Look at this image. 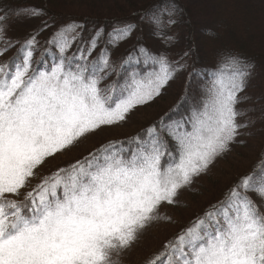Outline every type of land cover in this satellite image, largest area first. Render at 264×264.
Returning <instances> with one entry per match:
<instances>
[{"label":"snow or ice","instance_id":"snow-or-ice-1","mask_svg":"<svg viewBox=\"0 0 264 264\" xmlns=\"http://www.w3.org/2000/svg\"><path fill=\"white\" fill-rule=\"evenodd\" d=\"M174 11L166 19L153 13L149 20L162 30L175 23ZM23 13L41 14L38 9ZM7 20L0 16V34L6 33ZM134 27H115L109 42L128 38ZM82 28L72 22L52 33L48 43L60 57L48 69L32 66L35 36L21 45V62L0 65V264H121L146 228L170 219L161 216V207L174 205L179 192L227 153L247 127L238 121L241 113L235 106L252 66L228 56L212 74L203 106L162 128L174 142L171 149L153 125L146 139H128L131 149L110 140L41 174L50 159L106 126L125 122L135 108L159 97L184 67L141 47L145 63L157 70L145 75L131 71L122 85L101 87L108 75L101 73L110 65L107 50L96 60L88 56L103 29L86 49L77 50L80 63L73 65L76 54L65 56ZM157 35L172 39L162 31ZM11 46L8 42L0 55ZM138 59L128 56L121 70L127 72L125 65ZM250 191L264 201V178L239 177L221 200L145 264H264V208Z\"/></svg>","mask_w":264,"mask_h":264},{"label":"trees","instance_id":"trees-1","mask_svg":"<svg viewBox=\"0 0 264 264\" xmlns=\"http://www.w3.org/2000/svg\"><path fill=\"white\" fill-rule=\"evenodd\" d=\"M192 1L193 0H0V16H7L8 18L6 33L0 34V42H4L3 48L8 42H13L11 43L12 46L8 47L9 49L7 48V57L3 63L10 62L13 59L19 62V59L22 58V54L19 51L21 45L25 40L35 36L36 44L34 47L36 45H41V50L38 49V53L33 55L34 63L37 68L40 67L42 63L48 65L54 58L53 53L55 46L48 43L52 33L63 25L76 22L82 24L83 28L77 30L79 35L68 49L67 55H70L68 57H72L73 54H76L77 59L73 63L76 64L80 62L77 50L86 49L96 31L103 29V34L99 38L96 48L88 57V60H96L102 50H108V48L111 49L120 44V49L115 56L113 54L111 62L115 72V77L112 80L122 85L128 72L136 71L141 75H145L148 72L157 70L156 66L153 64L145 63L144 58L139 53V49L143 47L151 54H157V51H154L156 50L155 47H152L150 41L152 36V34L150 36V27L153 24L150 22L149 17L154 13L156 15H162L166 19L167 12L174 9L175 11L172 18L175 20V23L169 25L168 33V36L172 39L167 41L166 45L168 46L163 48L165 41L161 37L158 40V44L161 48L156 46L161 49L160 51L166 53L170 62L173 64H175V62H180L184 65L182 69L174 74L173 79L165 86L169 89L173 88L172 94L167 104L161 103L159 105L160 111L162 109L163 111L158 118L148 121L138 131L128 136L112 139L123 141V147L131 149L134 146L127 143L128 139L137 135H140L142 139H146L148 135L146 130L155 125L157 132L160 134L161 138L167 142L171 149L174 142L167 135V132L162 131V128L190 116L193 108H197L195 93L199 85H203L205 81L213 79L212 74L221 68V64L225 57L236 56L244 63L252 66L249 69V75L246 77L245 87L242 90L244 92L250 87L253 78L258 73H264V0H261L259 3H256L257 0H212L213 3H218L216 9L212 7V2L208 4L207 0H201L197 3V6L209 9L211 12L209 16L206 14L202 16L199 10H195L193 3L198 0H194L193 3ZM25 9H38L41 14L34 16L24 14L23 10ZM217 12L220 18L224 16L225 19L221 20L216 18ZM234 13H236L238 17H243L246 13L251 16L253 24L250 29L252 31H246L244 29L246 33L241 36H234L227 32L229 19ZM32 17H35V19H32ZM30 19L33 21L27 23L26 21ZM233 19L234 16L232 17V21ZM18 20H23V23H19ZM16 22L18 23L16 24ZM45 23L47 27L44 26ZM127 23L135 25L129 37L119 41L115 45L110 43L109 33H111L115 27L123 26ZM23 24L27 25L24 26L22 32H13V30H16L17 27ZM231 39H236L237 41L234 40L229 43ZM185 52L188 53L187 56H184ZM209 53L213 55L212 60L208 58ZM111 55L112 54L108 53L109 59ZM130 55L138 57L139 59L129 65H125L127 69V72H125L121 70L120 65L121 62ZM224 71L228 70L224 69ZM165 91L164 88L161 90L159 98L165 94ZM201 92L202 89L200 88V93ZM182 96L184 97L183 100H181ZM159 98H156V101ZM162 117L163 125L160 123ZM249 117L250 109L246 108L242 110V115L238 117V121L241 123V119L245 121V119ZM82 141L77 144L76 147L79 146ZM97 141V143H92L93 141L87 143L77 151H74L72 153L74 157L71 161L68 160L69 163L87 155L88 152L99 147L101 144L108 142L105 139ZM249 150L253 152L254 155L253 164L248 165L242 173H235L226 181L225 186L219 187V195L216 194L212 196L213 194L211 192L217 191H213L214 189H212V187H208V190H204L202 195L210 194L212 197L200 207L201 209H194L192 212L193 216L190 219H188L189 217H183L186 220L176 227L169 219L166 221L160 220V225L156 222L153 223L150 228L154 230L156 227L155 225H158L157 227L165 224L174 226L169 235L170 238L168 237V240L159 243L155 249H143L141 247L140 250H138L140 247L139 244L133 248V250H138L135 254L140 251L139 253H141L140 256L142 257L139 258V256H136V258L131 261L132 263L121 261V264H145L146 259L160 252L167 241L173 239L183 228L189 226L197 217L203 215L204 211L209 209L211 205L221 200L228 189L237 182L239 177L247 174H252L254 177L261 175L264 172V165H262V161H264V137L253 146H250ZM233 151L234 150H231L229 154L233 153ZM234 155L239 156L237 152H234ZM233 160L234 158L222 162L217 167L216 165L219 162H215L206 173L194 177L195 181L190 186L192 187L198 178H202L203 181L201 184L200 181L202 179L197 183V189L202 188L206 182L211 181L210 178H213L212 175H210V173H212L211 171L215 169L216 172L220 173V167H226L228 169L233 163ZM48 166L49 164L47 163L45 167ZM208 175L210 176L208 177ZM36 182V180H33L32 183L35 184ZM163 207H165V209L162 213L169 214V205L165 204ZM163 207H161V209ZM167 217H169V215ZM146 244L147 241L145 240L144 245ZM147 250H152L153 252H148Z\"/></svg>","mask_w":264,"mask_h":264},{"label":"rangeland","instance_id":"rangeland-1","mask_svg":"<svg viewBox=\"0 0 264 264\" xmlns=\"http://www.w3.org/2000/svg\"><path fill=\"white\" fill-rule=\"evenodd\" d=\"M200 1L201 0L194 1L193 3L194 9L199 10L202 16H205L204 14H206L207 16L211 15V12L209 11V9L201 8L197 6V3ZM207 2L208 4L212 2V7L216 9V5L218 4L217 2L213 3L212 0H207ZM259 2H261V0L256 1V3H259ZM233 16H234V19L232 21ZM232 17L229 19V25L227 26V32H229L231 35L241 36V35H245L246 33L245 30L252 31L250 28L252 27L253 20H252V17L249 16L247 13L243 17H238V15L234 13ZM216 18H219L221 20L225 19L224 16L220 18L218 12H217ZM32 19H35V17H32ZM32 19L26 22L30 23L33 21ZM18 22L23 23V20H18ZM18 22H16V24ZM25 25L27 24H23L17 27L16 30H13V32L15 31L22 32ZM158 31H162L164 34L168 36L169 26L162 30H158L154 25L150 27V36L152 34L150 41L152 43V47H155L156 49L154 51H157V54L155 53L154 55L156 56L164 55L168 58L166 53L160 51L161 49H159L161 48V46L158 44V40L159 38H161V36L157 35ZM234 40L237 41L236 39H231L229 40V43ZM164 41L165 43L163 44V48H166L168 46L166 45L167 41L165 39ZM3 45H4V42H0V49L3 48ZM156 46L159 48H157ZM38 49L41 50V45H36L34 47L33 55H36L38 53ZM119 49H120V44H118L117 46L111 49L108 48L107 50V53H110L112 55H111V58L109 59L110 60L109 67L106 68L104 72L101 73V75H105V73L108 74L106 75V78L103 81H101V87H104L106 85H111L114 82L112 79H114L115 77V72H114V66L112 65L111 60L113 58V54L115 56L118 53ZM67 51L65 53L66 57L70 56V55H67ZM53 56L54 58L50 61V63L47 66L42 63L43 65L41 64V66L38 68L36 67L34 63V59L32 58L33 68L38 69V70H44V69L50 68L54 62H58V59L60 57V52L56 47L54 49ZM6 57H7L6 52H4L3 55H0V65L5 64L3 62L6 59ZM208 58L212 60L213 55H210L209 53ZM19 60H20L19 62H21L22 58ZM73 65L75 66V63H73ZM211 81L212 79L205 81L203 85L202 84L199 85L195 93V103H196L197 108L203 106V103L207 97V89L211 87ZM200 88L202 89L201 93H200ZM164 90H166L165 94L162 95L160 98L156 97V98H159L157 101L155 98L149 104L138 106L137 108H135L128 115L127 120L125 122H122L121 124L117 126H106L103 129L97 131L96 133L90 135V137L88 136V138L82 141V143L79 146L77 147L75 146L76 148L74 147L67 152L57 155L55 158L50 159L48 161L49 166L48 167L44 166L40 170V173L47 174L50 171H54L57 167L66 166L69 163V161H71V159L74 157L72 153L74 151H77L83 145L87 143H90L92 141H93L92 143H97L98 142L97 140H102V139L109 141L112 139H117L120 137L122 138V137L128 136L129 134L138 131L148 121L153 120L154 118H158L159 115L163 111V109L160 111L159 105L161 103L167 104L169 97L172 94L173 88L169 89L168 87H164ZM238 98H239L238 103L236 104L235 107L237 110H239L241 115H242V110H245L246 108L250 109V117L246 118L245 121L241 119V123L246 124L247 127L240 129L241 134L237 138V142L230 146V150L227 153H225L222 157L216 160V162H219L216 165V167L222 162H225L227 160H232V158H234L233 163L229 166L228 169L226 167H220V173L216 172V170L214 169L215 167H214L213 168L214 170L212 169L213 171H211L212 173H210V175H212L213 178H210L211 181L206 182V184H204L202 188L197 189V183L200 179H202V178H198L195 184L192 185V187L189 186L186 189L181 190L178 194L177 202L174 205H169L168 207L169 214L162 213L165 207L161 209L160 211L161 216L167 217L169 215L170 217L169 221L175 227L182 224L186 220L185 218L189 217L188 219H190L193 216L192 212L194 209L196 208L201 209L200 207L204 205L208 199H210L212 196L216 194L219 195L220 194V192H218L219 187L225 186L226 181L230 179L235 173H238V174L242 173L247 168L248 165H251L254 162V155H253V152L249 150V147L253 146L254 144H256V142L261 140L262 137H264V73H261V74L258 73L253 78V82L250 84V87L247 88L245 92L241 91L240 93H238ZM240 141H243V143H241ZM231 150H234V151L233 153L229 154ZM234 152H237V155L239 156L234 155ZM210 175H208V177ZM262 178H264V174L256 176L255 181L259 182ZM194 181H195V178L193 179V182ZM202 181L203 179L200 181V184ZM208 187H212V189H214L213 191H217V192H211L213 194L212 196H210V194L202 195L204 190H208ZM247 194L251 196L262 208H264V201H261L254 192L250 191ZM162 220L166 221L167 219H162ZM156 223H159V221ZM165 225H161L159 227H157L158 225H155L157 227V228L155 227V230L150 228L151 225L148 228H146L143 231V233L140 235L138 240L127 251L124 252L121 261L132 263L131 261H133L136 258V256L137 257L139 256V258L142 257L140 256L141 255V253H139L140 251L137 254H135L138 250H140L141 247L143 249H147V248L155 249L159 243H162L165 240H168L170 238L169 235L171 233V230L174 228V226L172 225L169 226L168 224L166 226ZM164 226L165 228L163 230ZM145 240L147 241L146 245H144ZM139 244H140L139 249L137 251L136 250L134 251L133 248H135ZM147 251L153 252L152 250H147Z\"/></svg>","mask_w":264,"mask_h":264},{"label":"bare ground","instance_id":"bare-ground-1","mask_svg":"<svg viewBox=\"0 0 264 264\" xmlns=\"http://www.w3.org/2000/svg\"><path fill=\"white\" fill-rule=\"evenodd\" d=\"M262 174H264V172Z\"/></svg>","mask_w":264,"mask_h":264}]
</instances>
